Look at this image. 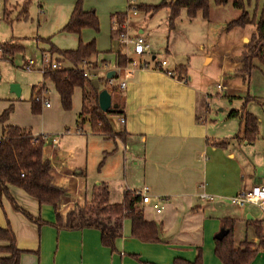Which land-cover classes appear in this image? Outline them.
I'll use <instances>...</instances> for the list:
<instances>
[{"label":"crops","instance_id":"0c3cea01","mask_svg":"<svg viewBox=\"0 0 264 264\" xmlns=\"http://www.w3.org/2000/svg\"><path fill=\"white\" fill-rule=\"evenodd\" d=\"M77 1L40 0V3L43 10L48 8L58 18L55 29L62 30ZM127 2L84 0L83 9L95 11L99 18V31L92 28H85L80 34L62 31L71 34V46H76L71 49L78 48L80 42L96 41L100 53L93 61L102 66H98V71L108 74L115 70L116 77L121 72L120 82L125 81L126 88L116 87L110 93L113 105L123 111L120 114L123 129L113 127L116 135L108 137L93 131L89 123L80 131L78 124L73 130H64L63 122L57 130L60 133L40 135L46 141L43 155L55 171L53 183L66 191L58 210L63 224L69 212L84 207L93 198L99 185H107L113 204L123 202L126 191L149 187L152 196L160 197L163 210L157 212L142 202L139 209L148 221L158 224L159 239L145 241L135 236L132 220L126 218L122 235L111 248L103 244L99 229L59 227L52 206H40L26 192L12 186L11 195L33 218L15 210L10 200L3 197L1 226L6 227L9 222L13 228L17 244L24 251L21 264H177L180 259L195 262L198 258L202 264H225L216 253V235L224 228V219H233L235 244L252 242L256 255L250 264H264V211L254 203L239 207L231 201L243 190L264 184V99L249 93L244 86L252 72L242 73L240 62L252 35H242V44L237 46L243 49L240 54H234L231 46L220 56V76L231 83L229 87L224 84L231 107L235 101L243 107L248 99L246 108L258 120L256 138L250 141L242 132L243 122L238 117H227L232 109L238 108H228L222 118L210 117L208 100L219 92L212 91L208 84L212 80L215 85L217 79H209L205 72L196 75L190 62L186 65L168 61L164 70L159 69L161 62L156 60L147 38L152 32L147 29V20L134 22V15H127L131 22L127 31L133 30L150 45L147 52L138 55L146 57L143 59L148 67L128 72V64L116 65L117 52L114 67H109L107 54L114 53L115 44H123L120 30L115 29L114 23L118 21L115 15L126 12ZM145 14L150 18L156 15ZM169 17L168 26L174 29L175 26L169 25ZM228 25L208 18L206 26L210 34L228 35L239 29H229ZM133 54L137 55L134 51ZM148 55L153 61L147 59ZM215 59V53L204 55L206 65ZM254 64L260 68V62ZM168 70L173 72L172 76L166 73ZM2 134L3 125L0 137ZM54 137H58V142L53 141ZM204 194L209 198H203Z\"/></svg>","mask_w":264,"mask_h":264},{"label":"trees","instance_id":"16d2710c","mask_svg":"<svg viewBox=\"0 0 264 264\" xmlns=\"http://www.w3.org/2000/svg\"><path fill=\"white\" fill-rule=\"evenodd\" d=\"M83 1L78 0L75 4L72 16L62 28L68 33L80 34L85 28L99 31V18L95 11H85ZM227 0H215L217 4H223ZM234 6L242 9V14L228 25L229 29L244 28L249 24L256 23V31L252 34L249 42L245 45V52L240 62L241 72L250 75L256 67L257 59L264 67V9L260 19L256 22L249 12L244 10L242 0H236ZM210 0H164L159 5H138L139 11L154 15L162 8L170 10L169 25L174 27L176 19L183 10L190 17H195L200 11L209 18ZM127 12L115 15L121 22L127 17ZM122 31V29H120ZM17 47L11 55L22 51L23 47L18 44H0ZM96 41L88 43L80 42L78 48L59 50V69H47L43 72L46 78H50L59 94L61 104L65 110L72 109L75 90L82 92V109L77 122L78 130H82L84 124L89 123L93 131L105 136L116 135L109 117L113 114H122V109L116 107V111L104 112L99 105L100 90L95 89L91 76H85L89 65L98 68V63L93 58L99 55ZM131 59L120 51L117 52L116 65L126 66ZM181 71L183 66L178 67ZM181 73V72H180ZM116 88V87H115ZM246 103L241 109H232L228 118H239L243 122V134L250 141L256 138L258 132V120L250 113ZM33 112L39 111L38 101H32ZM11 111L9 109L0 115V123L3 125V134L0 137V207L3 206L2 198H8L15 210L23 213L28 218L32 215L20 207L11 195L10 188L16 187L38 201L40 206H52L57 214L59 227L79 230L84 228H96L101 231L102 242L106 246L114 247L116 238L122 235L123 221L131 218L133 234L145 241L159 239V226L154 221H148L139 209L142 202L136 191H126L121 203L113 204L110 201V193L107 185H99L95 188L93 198L84 207H77L67 215L66 223L63 224L58 212L61 201L66 191L53 183L55 171L48 158L43 155L46 141L43 135H35L31 128L6 124ZM104 161L101 163V165ZM35 221H41L35 219ZM235 220L224 219L223 227L228 229V234L222 240H216V253L225 264H250L255 258L252 242L244 241L236 245L233 239V226ZM23 250L17 244L16 234L10 223L6 227L0 224V264H21ZM177 264H202L200 258L195 262L183 259L177 260Z\"/></svg>","mask_w":264,"mask_h":264},{"label":"rangeland","instance_id":"374dc122","mask_svg":"<svg viewBox=\"0 0 264 264\" xmlns=\"http://www.w3.org/2000/svg\"><path fill=\"white\" fill-rule=\"evenodd\" d=\"M163 1L135 0V3L137 6L142 4L159 5ZM235 1L227 0L223 4H217L215 0H210L209 18L218 23H230L237 19L243 10L234 6ZM242 2L244 10L249 12L257 22L264 9V0H242ZM128 3L129 1L127 6ZM41 6L40 0H0V44H18L23 47L22 51L11 55L18 49L17 47L0 46V115L9 109L11 114L8 124L31 128L36 135H54L61 132V130H57L63 122H65L64 130L76 128L82 95L81 90L76 89L72 109L65 110L54 83L51 79L45 78L42 72L45 66L44 54H47L49 60L55 63L60 58L59 50L64 51L76 46H71L73 41L71 34L64 33L61 29H55L58 18L53 16V12H49L48 8L43 10ZM169 13L168 8H162L154 17L150 18L144 12L138 11V14L132 19L134 22L147 20V29L153 32L147 38L153 46V51L157 56L156 60L162 62L165 59L171 64L183 63L186 65L190 62L196 75L205 72L209 79H217L218 82L222 79L223 84L229 87L231 83L220 76V56L224 50L231 46L234 47V54H240L243 49L237 46L242 44L240 41L242 35H252L256 31V23L239 28L236 32H230L228 35L220 32L210 34L206 26L208 18L202 11L195 17H190L186 10H183L175 21L174 29H170L168 26ZM128 33L132 37L136 36L133 30ZM114 49V53L107 54L111 61L110 68L114 67V56L118 51L126 53L137 61H143L146 58L134 55L132 47L124 44H115ZM206 52L216 54V59L211 65H206L204 62ZM149 56L147 59L153 61ZM30 61H33L34 66L27 68ZM255 63L259 64L257 59H255ZM98 68L95 69L89 65L91 78L99 80L100 90L108 89L114 93L115 86L108 84L107 74L105 71H98ZM117 73L118 75L114 79L116 84L121 80V72ZM15 84L19 85L21 91L19 95L12 91ZM213 84L211 80L208 87L212 91L217 90L218 93L217 82L215 85ZM244 86L247 87L249 93L264 99V67L260 65V68H255L252 71L251 79ZM38 94H42L47 99L50 108L45 106L44 100L38 101L39 111L35 113L32 109V101ZM230 101L225 91L222 90L218 94L215 92L213 97L208 100L210 117L222 118L228 108L240 109L242 107V103L237 101L231 107ZM109 119L116 130L123 129L120 123V114H113ZM1 132L2 123H0V135ZM2 211L4 212V210Z\"/></svg>","mask_w":264,"mask_h":264},{"label":"built area","instance_id":"2783aa9c","mask_svg":"<svg viewBox=\"0 0 264 264\" xmlns=\"http://www.w3.org/2000/svg\"><path fill=\"white\" fill-rule=\"evenodd\" d=\"M128 6H127V14L128 15H137L138 14V6L135 3V0H128ZM130 21H129V16L124 18L121 22L116 21L114 23L115 29L120 30V39L121 42L126 45L130 46L133 48V51L137 55H142L145 52H147L150 49V45L147 43V41L142 37V36H135L132 37L129 35L127 29L129 27ZM44 62L45 66L42 69V72H44L47 69H59L62 67L61 63L59 61H56L53 63L51 60H49V57L47 54H44ZM168 64V60H163L161 62V67L159 69L164 70V67ZM34 66L33 61H30L28 63L27 68H31ZM148 64L145 60L143 61H137L136 59H131L126 67L128 72L133 69H138V68H147ZM168 75H173V72L168 70L166 71ZM85 76H91L92 74L89 72V70H86L84 73ZM115 78L113 79H108V84L111 86L118 87L119 89H125L127 83L125 81H121L120 83L116 84L114 81ZM217 88L218 92L220 93L222 90L224 91L226 87L224 86L222 81L217 82ZM37 101H43L45 103L46 107H50V103L47 101L46 98L42 96V94H38L36 97ZM124 121V120H122ZM53 141L56 143L58 142V137H54ZM137 195H140L142 198V203L145 205H150L155 211L157 212H162L163 206H161L160 203V197L158 196H152L150 194L149 187H144L138 191H136ZM203 198H209L208 195L204 194L202 196ZM231 201L233 204L239 206V207H244L246 203H254L258 205L262 210L264 211V184L260 185H254L249 189L243 190L241 193L238 195L234 196L231 198Z\"/></svg>","mask_w":264,"mask_h":264},{"label":"water","instance_id":"95a60500","mask_svg":"<svg viewBox=\"0 0 264 264\" xmlns=\"http://www.w3.org/2000/svg\"><path fill=\"white\" fill-rule=\"evenodd\" d=\"M116 77V71L115 70H111L108 72L107 74V79H113ZM93 85L95 87V89L97 90H100V82L99 80H93ZM13 92H15L16 94H20V89H19V85H13V89H12ZM99 105H100V108L102 109V111L104 112H115L116 111V106L113 105V102H112V95L110 93V91L108 89H102L100 90V93H99ZM229 232L228 229L226 228H222L220 230V232L216 235V239L217 240H222L226 235L227 233Z\"/></svg>","mask_w":264,"mask_h":264}]
</instances>
